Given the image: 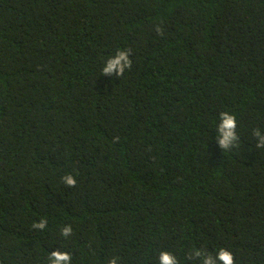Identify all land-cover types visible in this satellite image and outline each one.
Segmentation results:
<instances>
[{"label":"trees","instance_id":"16d2710c","mask_svg":"<svg viewBox=\"0 0 264 264\" xmlns=\"http://www.w3.org/2000/svg\"><path fill=\"white\" fill-rule=\"evenodd\" d=\"M0 264H264V0H0Z\"/></svg>","mask_w":264,"mask_h":264}]
</instances>
